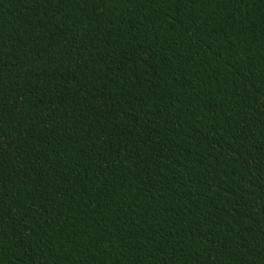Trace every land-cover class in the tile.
<instances>
[{
    "label": "trees",
    "instance_id": "trees-1",
    "mask_svg": "<svg viewBox=\"0 0 264 264\" xmlns=\"http://www.w3.org/2000/svg\"><path fill=\"white\" fill-rule=\"evenodd\" d=\"M264 0H0V264H260Z\"/></svg>",
    "mask_w": 264,
    "mask_h": 264
},
{
    "label": "snow or ice",
    "instance_id": "snow-or-ice-1",
    "mask_svg": "<svg viewBox=\"0 0 264 264\" xmlns=\"http://www.w3.org/2000/svg\"><path fill=\"white\" fill-rule=\"evenodd\" d=\"M260 264H264V258L261 259Z\"/></svg>",
    "mask_w": 264,
    "mask_h": 264
}]
</instances>
